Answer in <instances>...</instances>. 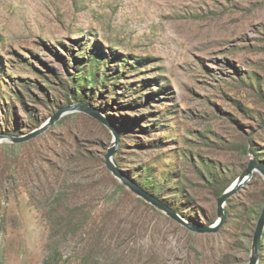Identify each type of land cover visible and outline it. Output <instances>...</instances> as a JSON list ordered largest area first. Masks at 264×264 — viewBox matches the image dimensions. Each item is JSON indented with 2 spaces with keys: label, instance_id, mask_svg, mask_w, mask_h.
Instances as JSON below:
<instances>
[{
  "label": "rangeland",
  "instance_id": "rangeland-1",
  "mask_svg": "<svg viewBox=\"0 0 264 264\" xmlns=\"http://www.w3.org/2000/svg\"><path fill=\"white\" fill-rule=\"evenodd\" d=\"M0 264H248L264 178V0H0ZM264 264V233L258 256Z\"/></svg>",
  "mask_w": 264,
  "mask_h": 264
},
{
  "label": "water",
  "instance_id": "water-1",
  "mask_svg": "<svg viewBox=\"0 0 264 264\" xmlns=\"http://www.w3.org/2000/svg\"><path fill=\"white\" fill-rule=\"evenodd\" d=\"M85 112L94 119L101 120L105 123V121L98 115L96 110L92 108H87L83 105H75V106H66L57 109L53 113V115L38 129L22 135L20 137H14L10 135H0V140L10 142L13 144H22L26 143L36 137L40 136L48 129H50L54 124H56L63 116L72 112ZM115 142L110 146L106 155H105V164L109 170L114 172L116 175L123 179L125 185L136 195L151 203L155 207L166 212L168 217L179 223L180 225L188 228L190 231L195 232L197 234H216L225 224L226 221V213L224 210L225 204L227 200L243 189L253 178L255 173L260 174L264 178V163L257 162L251 159L247 165V167L242 171V173L238 176V178L230 185V187L221 194L216 200V211H217V220L212 225H203L199 223H191L188 224L178 213H176L172 208L163 204L156 197L150 195L145 190L137 186L134 182L128 180L123 177L122 174L117 172L113 164L111 163V157L115 154L116 148L118 145V134L115 132ZM264 233V205L259 214V217L256 222L255 230L253 233V241H252V253L249 259L248 264H258V256L260 252V246Z\"/></svg>",
  "mask_w": 264,
  "mask_h": 264
}]
</instances>
